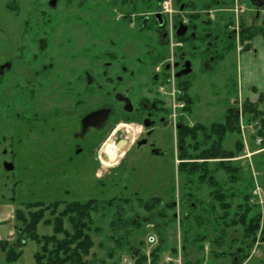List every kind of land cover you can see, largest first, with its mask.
<instances>
[{"label": "rangeland", "instance_id": "obj_1", "mask_svg": "<svg viewBox=\"0 0 264 264\" xmlns=\"http://www.w3.org/2000/svg\"><path fill=\"white\" fill-rule=\"evenodd\" d=\"M49 2L50 0H0V64L13 63L17 53L16 37L19 34L23 35L22 38L20 37V41L24 45H28L30 41L35 42L36 39L34 40L33 37L48 36L52 42V56L57 62L59 61L58 63L69 58L68 55H73L75 61L63 62V67L60 69L74 67L77 64L87 67V61L90 57L109 52L107 49L110 48L111 52L131 54L133 69L147 68L149 76L152 75L151 72L155 71L149 64V60H152L154 56L165 55L164 63H168L171 59L170 55L166 56L171 53L168 46L155 44L153 30H150L147 35L139 34L134 25L130 26L131 29L127 26L121 30V36H124L125 30L129 29L130 31L128 32L130 36L126 42L123 39L113 47L102 43H93L90 36L81 31L80 23L85 24L86 21H90L89 25L94 26L95 22H99L94 18L96 17L95 11L105 16L107 10L104 6L111 5V0H59L55 9L48 8ZM117 3L119 4L121 1L118 0ZM188 3L195 6L198 23L204 16L212 20L214 25L213 36L219 34V31L232 34V40L228 42L230 47L227 48L232 50L229 55L225 56L224 60L218 59L211 64L210 70L204 74L195 64L193 75L190 76V81L185 84L188 89L179 93L173 81L167 82V78L172 80L170 75L166 78L165 86H160L158 93L156 92L158 99L163 100L169 108V123L172 131H169L167 136L171 140L168 148L172 149V158L162 159L164 161L160 159L144 162V151L134 152V146L131 148L134 140L140 137V125L118 123L120 125L117 126V124L116 129L110 125L106 127V131L103 133L104 138L100 143L101 146L99 145L98 150H96V157H99L97 174L100 177L94 176L95 162L92 153L88 155V158L86 157L87 162L84 168L83 166L80 169L69 168L67 172L60 173L59 165L53 167V169L57 168V171L52 174V191L47 196L50 199L45 206L60 202L61 205L57 211L59 213L64 211L66 205L71 202H85L89 199H95L97 202V211L91 212L89 215L91 228H98L91 229L89 233L93 242V248L87 258L90 264H138L140 259H144L141 261L143 264H264V140L258 143L257 131L260 126L246 123L245 113H241L239 109V106H242L244 111V103L237 96V53L245 50V44L242 45L240 42L238 28L240 30L239 26L243 24V27L256 29L258 32L260 29L264 30V13L260 12L259 15L256 9L251 8L248 0H171V5H174L176 11L178 10L176 5ZM78 4H83L85 8L77 9ZM149 4H152V0H149ZM236 5L243 8V12L237 15L234 13ZM189 11L186 9L185 12L189 13ZM182 19L183 14L181 13L179 21ZM104 20L103 17L100 22L103 23ZM217 27L219 30L216 29ZM20 28L24 29L20 31ZM65 37L73 38L71 44L59 45L60 40ZM62 53H67V57L66 55L61 56ZM79 53L84 54L85 60L80 59ZM146 53L148 54L147 57L143 58ZM140 57H142L145 66L136 65L135 59ZM161 64L157 67H160ZM258 84L263 85L261 81ZM184 94L191 98V104L194 105L193 112L192 107L190 108L191 116L189 112L186 113L188 116H184L179 111L183 102L181 98ZM58 98H60V94L53 93V105L57 104L66 107L68 110L71 109L73 98L69 97V99L64 100V104H58ZM85 101L84 110H88L96 107L97 101H104V99L89 96L88 100L85 99ZM174 108L176 109L174 110ZM229 108L234 109L237 114L238 129H240V122L243 120L244 124L250 128V130L247 128L249 134L246 133L245 139L240 133L242 130H240L238 136H228L223 145L226 150H234L236 144L241 142L242 147L238 157L231 160L235 164L234 166H237L241 171L238 184L231 186V191L236 194L234 204H239L241 200L244 209L251 211L247 215V223L254 216H258V229L254 235L255 238H253V234H249L245 240L242 239L244 233L242 227L229 229L226 242L229 244L232 241L237 242L231 250H229L228 244L220 248L209 244L208 242L215 238L211 234L208 241H205L206 244H204L202 253L196 250L197 246L187 245L185 261L183 262L180 248H183L181 244L183 243L182 231L184 230L180 219L187 216V220H190L193 217L189 210V205L192 203L210 202V190L204 185L198 184L195 179L191 178L192 180L187 182L184 175L178 172L180 151L177 152L174 127L178 119H183L182 122L186 125L195 123V125L199 124L206 127L214 123H222L226 110ZM68 114L65 111L52 115V127L59 131L63 128L69 132L68 129L71 128L73 119L67 116ZM153 138L157 142L166 143L161 139L163 137L158 129ZM193 147L192 144L189 149L191 152L188 151L190 154H195ZM36 159L33 154L24 153L21 156L22 166L17 175L20 176L23 185L25 182V185H28L30 180L33 182L34 176L39 177L44 173V171L38 170ZM193 161L201 163V160ZM207 163L212 164L211 161ZM210 168L212 165H209V170ZM156 172H159V176L156 175ZM216 176L219 177V180H224L223 174L216 173ZM42 177L41 189L37 191L35 198L33 194L32 196L31 194L28 195V198L38 200L42 198L41 195L45 194L44 178L46 174H43ZM98 179H100V183L95 185ZM9 187L5 188L0 179V204L9 203L13 204L14 208H19L22 206L21 204L27 202L21 200L15 191ZM151 196H156L160 200H150L149 197ZM246 196H249L248 200L245 201L244 199L243 201V197ZM13 199L14 202H11L10 200ZM110 201L113 204L108 206L107 202ZM172 203H175L176 206L174 210L165 211L163 209L165 205ZM148 204L156 206L152 211L147 212L143 207ZM21 211H24V208ZM49 212L45 213V220L54 218V216L49 215ZM153 215H157V218H154ZM162 216L164 218H161ZM132 221L136 224L131 223ZM85 222L87 223L86 220ZM64 228L69 233L74 232L71 231L73 227L68 223L64 224ZM38 234L50 235L51 226L39 225ZM148 237L155 238L154 245L147 244ZM211 248L218 252L221 258H215L211 253ZM38 250L39 248L35 243L27 242L22 249V256L16 264H34L33 256ZM174 250L177 251L176 255L173 253ZM237 250L241 253H238L237 258L232 260L233 252L236 253ZM3 258L4 255L0 254V264H4Z\"/></svg>", "mask_w": 264, "mask_h": 264}, {"label": "flooded vegetation", "instance_id": "obj_2", "mask_svg": "<svg viewBox=\"0 0 264 264\" xmlns=\"http://www.w3.org/2000/svg\"><path fill=\"white\" fill-rule=\"evenodd\" d=\"M52 1L48 3V8L55 9L59 0L53 4ZM117 1L111 0V5L104 6L107 10L105 16L95 11L94 18L99 22H95L94 26H90V21L82 17L86 23H80V29L90 36L93 43H102L110 47L123 39L126 42L130 31L125 30L124 36H121V30L132 25L139 34L147 35L153 30L157 45L167 46L170 40L176 42L178 47L173 51L170 63L163 62L165 55L154 56L149 60L150 67L156 71L151 72L152 75L149 76L147 68L133 69L131 54L111 52V48L107 49L109 52L90 57L87 67L77 64L74 67L60 69L63 67V62H74V56L62 53L61 56L68 55L69 58L58 63L59 61L57 62L51 53L52 42L46 35L33 37L34 40L36 39L35 42L30 41L28 45H24L20 41L23 35L19 34L16 37L17 53L13 63L0 64V179L5 188L10 186L9 188L15 191L21 200L27 201L19 208H14V215L22 208L25 210L29 205H46L50 199L47 196L52 191L51 177L54 171H57V168L53 169L54 166H60V173L67 172L69 168L80 169L82 166L84 168L86 157L88 158L92 153L95 162H93L94 176L100 177L97 174L99 158L96 157V150L109 125L114 126L115 129L120 124L140 125V137L134 140L131 148L134 146V152L144 151V162L172 158V149L168 148L171 140L167 136L169 131H172L169 123V108L163 100L158 99L156 92L158 93L160 86H165L166 78L170 75L175 88L179 93L182 92L179 89L180 84L190 81L195 64L204 74L210 70L211 64L218 59L224 60L225 56L231 53L232 49L227 48L230 47L228 42L232 40V34L219 31V34L213 36L212 20L204 16L198 23L196 8L189 3L176 5L177 11L174 5H171L172 37L170 38L167 32V19L160 10L162 0H152V4H149V0H120L119 4ZM254 3L259 6L264 0H254ZM80 7L85 8L83 4L76 6L77 9H81ZM186 9L190 10L189 13L185 12ZM181 13L183 19L179 21ZM103 17L105 20L101 23L100 19ZM239 27L240 36L246 27H243V24ZM21 29L24 28H20V31ZM216 29L219 30L218 27ZM72 39L65 37L60 40L59 45L71 44ZM147 55L144 54L143 58ZM166 56L168 57L169 54ZM79 57L85 60L83 53H79ZM141 58L135 59L137 66H145ZM159 64L160 67H157ZM186 70H189V73L181 75ZM168 79L170 78H167V82L170 83L171 80ZM56 92L60 94V98L57 99L58 104H64V100L69 97L73 98L70 110L64 106L53 105V93ZM89 96L103 98L104 101H97L96 107L84 110L85 99L88 100ZM193 106L183 101L179 111L182 115L188 116L186 113L191 112V107L193 112ZM65 111L69 113L67 116L73 119L69 132L63 128L59 131L52 127L51 122L52 115ZM98 111L108 112L104 124L84 129L83 120ZM182 120L178 119L174 127L177 152L181 150L179 136L188 133L191 137L195 127V123L186 125ZM187 127L189 130L186 129ZM157 129L164 138L161 139L166 141L165 144L153 138ZM164 146L166 147L162 148ZM24 153L35 155L38 170L44 171L39 177L34 176L33 182L30 180L28 185H25L26 182L23 185L20 176L17 175L21 170V156ZM43 174H46L43 195L46 197L41 195L42 198L38 200L28 198L30 194L35 198V194L37 195V191L41 189L40 181L43 179ZM156 175L159 176V172H156ZM99 180L95 185L100 183ZM149 199L160 200L156 196H151ZM10 201L14 202V199Z\"/></svg>", "mask_w": 264, "mask_h": 264}, {"label": "trees", "instance_id": "obj_3", "mask_svg": "<svg viewBox=\"0 0 264 264\" xmlns=\"http://www.w3.org/2000/svg\"><path fill=\"white\" fill-rule=\"evenodd\" d=\"M256 31V29L246 28L241 33L240 42L242 45L245 44V49H247L249 41L260 34L262 30ZM179 89L184 91L188 89V86L182 83ZM181 101L186 102L188 105L192 102L186 94L181 98ZM244 113L246 123L260 126L257 136L264 139V94L260 95L255 103L245 102ZM186 129L189 130L188 127ZM193 130L194 133L191 137L188 133L179 136L181 150L178 157L180 160L178 172L184 175L187 182L195 179L198 184L209 189L210 202L192 203V205H189V210L193 217L190 220H187V216L180 219L184 230L182 231L183 243L181 244L183 248H180L183 262L185 261L187 245L197 246L196 250L202 253L204 244H206L205 241H208L211 234L215 238L211 239L208 242L209 244L218 248L228 244L230 246L229 250L235 247L237 243L235 241L230 244L226 242L229 229L242 227L245 233H243L242 239L245 240L249 237V234H253V238H255L254 235L258 229L259 220L258 216H254L248 223L246 222L247 215L251 211L244 209L241 200L239 204H234L236 194L231 191V186L238 184L239 173L241 172L231 160L238 157L242 147L241 142L236 144L234 150H226L223 145L228 136L239 135L238 118L235 110L232 108L226 110L222 123H214L208 127L196 124ZM192 144L195 154L188 152ZM187 160H201V163L186 162ZM208 161H211L212 164H208ZM209 165H212L210 170ZM216 173L223 174L224 180H219ZM248 197H243L242 200L245 199L246 201ZM96 204L97 202L94 199L85 202H71L66 205L64 211L59 213L57 211L61 205L60 202L47 206L33 204L25 207L24 211H17L15 215L16 239L11 243L8 241L0 242V254L4 255L3 263L16 264L22 256V249L26 243L33 242L39 248L33 256L34 264H90L87 258L93 248V242L89 233L91 229L98 228H91L89 215L91 212L97 211ZM111 204H113L111 201L107 202L108 206ZM154 206L156 205L148 204L143 208L149 212L152 211ZM175 207V203H172L171 205H165L163 209L165 211L174 210ZM47 212L54 218L50 219L48 217L49 219L45 220V213ZM153 216L157 218V215ZM161 218H164V216ZM65 223L71 225L73 227L71 231L74 232L69 233L64 228ZM131 223L136 224L133 221ZM39 225L51 226V234L39 235ZM60 236L62 238H59ZM173 253L176 255L177 251L174 250ZM211 253L215 258H221L213 248H211ZM238 253H241V251L233 252L232 260L237 258ZM142 260H138V264H143Z\"/></svg>", "mask_w": 264, "mask_h": 264}, {"label": "crops", "instance_id": "obj_4", "mask_svg": "<svg viewBox=\"0 0 264 264\" xmlns=\"http://www.w3.org/2000/svg\"><path fill=\"white\" fill-rule=\"evenodd\" d=\"M237 60V96L242 101L255 103L264 94V30L249 41L247 49L237 53ZM260 81L263 85L258 84ZM14 213L13 205L0 204V242L16 239Z\"/></svg>", "mask_w": 264, "mask_h": 264}, {"label": "water", "instance_id": "obj_5", "mask_svg": "<svg viewBox=\"0 0 264 264\" xmlns=\"http://www.w3.org/2000/svg\"><path fill=\"white\" fill-rule=\"evenodd\" d=\"M55 2H56V0H53L52 4L55 3ZM249 3L254 8H261V7L264 6V3L260 4L259 6H256L255 3H254V0H249ZM188 73H189V70H186L181 75H186ZM107 117H108V112L107 111H98L96 113H93V114L87 116L83 120V122H82L83 127L85 129V128H88V127H96V126L102 125L106 121Z\"/></svg>", "mask_w": 264, "mask_h": 264}, {"label": "built area", "instance_id": "obj_6", "mask_svg": "<svg viewBox=\"0 0 264 264\" xmlns=\"http://www.w3.org/2000/svg\"><path fill=\"white\" fill-rule=\"evenodd\" d=\"M243 11V8L239 7L238 5L235 6L234 13L237 15L238 13H241ZM163 13L170 17L171 9L169 1L163 3ZM242 129V127H241ZM148 244L153 245L155 243L154 237H149L147 240Z\"/></svg>", "mask_w": 264, "mask_h": 264}]
</instances>
